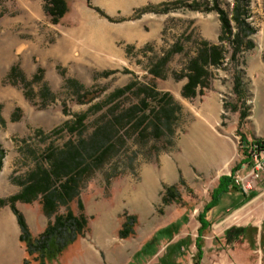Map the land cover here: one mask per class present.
Wrapping results in <instances>:
<instances>
[{
    "label": "rangeland",
    "instance_id": "1",
    "mask_svg": "<svg viewBox=\"0 0 264 264\" xmlns=\"http://www.w3.org/2000/svg\"><path fill=\"white\" fill-rule=\"evenodd\" d=\"M236 4L247 9L243 26L250 45L238 51L221 19L224 13L235 34ZM44 6V0H0V199L21 191L18 182L47 149L64 146L69 135L58 129L117 89L136 80L149 83V70L175 48L155 79L157 89L181 107L172 133L118 141L113 159L80 191L88 217L84 236L51 264H196L200 215L211 207L220 181L244 162L249 144L264 140V0H71L59 25ZM203 41L222 47L224 59L211 67L204 95L186 99L181 75ZM72 81L84 89L78 92ZM91 95L97 98L88 103ZM98 115L91 113L89 133ZM234 175L245 195L220 197L215 207L230 208L221 224L212 215L215 207L207 211L200 264H234L221 255L229 253L228 237L242 228L239 263L264 264V152ZM17 207L35 237L54 220L39 201ZM70 207L79 214L77 201ZM65 212L61 207L58 214ZM122 230L129 236L122 237ZM20 233L10 207L0 208V242L12 236L19 241Z\"/></svg>",
    "mask_w": 264,
    "mask_h": 264
},
{
    "label": "trees",
    "instance_id": "2",
    "mask_svg": "<svg viewBox=\"0 0 264 264\" xmlns=\"http://www.w3.org/2000/svg\"><path fill=\"white\" fill-rule=\"evenodd\" d=\"M44 1V10L50 22L53 25H59L63 18L69 14L71 0ZM87 1L90 3L92 0ZM246 14L247 9L244 10L243 6L236 4L233 10V20L237 26V32L232 34L230 20L222 13L223 32L228 35L230 44L235 51L250 46L247 45L244 36L243 17ZM176 53L178 52L174 48L160 60L158 65L149 70V74L153 77L149 83L136 80L124 88L117 89L105 102L94 103L87 112L76 115L74 121L68 122L58 129L56 132H66L69 135L64 146L47 149L42 162L38 163L24 180L18 182L22 188L21 191L9 198L0 199V208L10 207L17 218L21 231L19 241L24 245L25 253L28 256L24 259V264H30V258L38 264H51L70 245L84 236L88 228V217L79 198L80 191L86 181L113 159L120 139L126 140L134 137L148 139L152 137L159 140L164 137L167 130L171 131L175 114L181 111V107L171 94L157 89L155 79L161 78L159 67L163 68ZM223 59L224 50L222 47L210 45L205 41L198 44L197 54L189 60L186 73L181 75V79H187L182 89V96L186 99H195L204 95V91L210 87L211 67H217ZM16 69V67L12 68L10 77L15 75ZM14 83L16 82L14 81ZM69 84L76 86L78 92L84 89L74 81ZM88 93L87 91L84 95H88ZM128 96H134L137 102L126 106L121 102V99ZM96 98L95 95H91L87 102L91 103ZM93 112L94 115L100 114L95 119L94 130L89 133L87 121ZM121 131H123V137L120 135ZM249 147L246 159L235 169L234 173L245 164L254 165L255 156L260 157V154L264 152V140H254L249 144ZM3 158L4 152L0 146V172ZM234 173L220 181L211 205L212 208L216 206L221 196L230 191L245 195L243 189L236 185ZM37 201H39L44 215L48 218L54 217V220L49 221L44 232L35 237L17 204L31 205ZM74 201L78 203L79 214H75L70 207ZM61 207L66 208L64 214H58ZM210 208L203 211L199 217L201 228L198 230L200 237L196 241L198 250L196 264H200L203 258L201 236L209 227L205 215ZM245 232L246 229L243 228L236 230L233 238L232 236L228 237L226 240L228 245L225 246L233 247L234 251H237V248L244 243ZM129 234L130 232H125V230L121 232L122 237L129 236ZM221 247L224 250L227 249L224 245Z\"/></svg>",
    "mask_w": 264,
    "mask_h": 264
},
{
    "label": "crops",
    "instance_id": "3",
    "mask_svg": "<svg viewBox=\"0 0 264 264\" xmlns=\"http://www.w3.org/2000/svg\"><path fill=\"white\" fill-rule=\"evenodd\" d=\"M230 208H227L225 210L222 209V206H217L213 209L212 215L215 217V223L218 222V224H221V216L224 212H229ZM214 219V218H213ZM20 241L14 240L13 236L10 238L9 242L2 243L0 242V264H22V262L25 259V249L24 251L20 250ZM229 249V253L226 252V254L222 253V257L224 259H228V261H232L234 264H242L239 263L238 260H240L241 253L245 252H239L234 251L233 247L227 246ZM219 249V248H217ZM219 251V250H218ZM215 252V251H214ZM234 257V260L232 258ZM226 264H228L226 262ZM231 264V263H229Z\"/></svg>",
    "mask_w": 264,
    "mask_h": 264
},
{
    "label": "built area",
    "instance_id": "4",
    "mask_svg": "<svg viewBox=\"0 0 264 264\" xmlns=\"http://www.w3.org/2000/svg\"><path fill=\"white\" fill-rule=\"evenodd\" d=\"M256 168H259V169H260V168H262V165H261V164H259L258 166H256ZM237 183H239V182L236 180V184H237ZM242 189H243L244 191H246V189H245V188H242Z\"/></svg>",
    "mask_w": 264,
    "mask_h": 264
}]
</instances>
